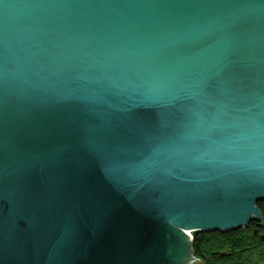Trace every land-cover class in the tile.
Wrapping results in <instances>:
<instances>
[{"label": "water", "instance_id": "1", "mask_svg": "<svg viewBox=\"0 0 264 264\" xmlns=\"http://www.w3.org/2000/svg\"><path fill=\"white\" fill-rule=\"evenodd\" d=\"M256 199L264 0H0V264H204Z\"/></svg>", "mask_w": 264, "mask_h": 264}, {"label": "trees", "instance_id": "2", "mask_svg": "<svg viewBox=\"0 0 264 264\" xmlns=\"http://www.w3.org/2000/svg\"><path fill=\"white\" fill-rule=\"evenodd\" d=\"M255 206L264 222V200ZM191 247L204 264H264V227L251 221L227 233L203 231Z\"/></svg>", "mask_w": 264, "mask_h": 264}, {"label": "bare ground", "instance_id": "3", "mask_svg": "<svg viewBox=\"0 0 264 264\" xmlns=\"http://www.w3.org/2000/svg\"><path fill=\"white\" fill-rule=\"evenodd\" d=\"M260 201V199L258 200V199H256V201L254 202L255 204L257 203V202H259ZM205 231H217V230H205ZM185 232H187V231H185ZM185 234V233H184ZM189 235V232H187L186 234H185V236H188ZM192 242V241H191Z\"/></svg>", "mask_w": 264, "mask_h": 264}, {"label": "rangeland", "instance_id": "4", "mask_svg": "<svg viewBox=\"0 0 264 264\" xmlns=\"http://www.w3.org/2000/svg\"><path fill=\"white\" fill-rule=\"evenodd\" d=\"M260 201H262V200H260ZM244 226V225H243ZM239 228V227H238ZM187 232H185V234H186ZM195 257V256H194Z\"/></svg>", "mask_w": 264, "mask_h": 264}]
</instances>
